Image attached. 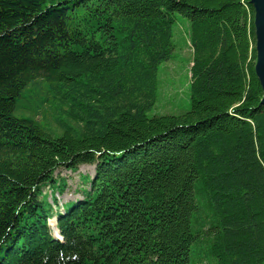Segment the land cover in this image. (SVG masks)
<instances>
[{
	"label": "trees",
	"instance_id": "trees-1",
	"mask_svg": "<svg viewBox=\"0 0 264 264\" xmlns=\"http://www.w3.org/2000/svg\"><path fill=\"white\" fill-rule=\"evenodd\" d=\"M177 15L191 109L150 117ZM253 22L250 0H0V264H264ZM82 166L57 212L44 189Z\"/></svg>",
	"mask_w": 264,
	"mask_h": 264
},
{
	"label": "rangeland",
	"instance_id": "rangeland-1",
	"mask_svg": "<svg viewBox=\"0 0 264 264\" xmlns=\"http://www.w3.org/2000/svg\"><path fill=\"white\" fill-rule=\"evenodd\" d=\"M190 22L177 15L174 28L175 52L171 60L162 64L159 72V99L156 107L150 112V117L161 115L179 116L191 109L190 99V68L192 64V48L189 42ZM25 97L29 94L25 92ZM31 101V100H30ZM43 120L42 115L36 116ZM95 166H82L77 172L60 170L56 178L65 180V189L53 191L46 187L44 195L48 202L54 205L57 212L63 213L64 206L70 202H78L84 198V190L90 189V183L84 177L93 178ZM57 199V204L53 203ZM53 224V220L50 222ZM204 262L203 264H206Z\"/></svg>",
	"mask_w": 264,
	"mask_h": 264
},
{
	"label": "water",
	"instance_id": "water-1",
	"mask_svg": "<svg viewBox=\"0 0 264 264\" xmlns=\"http://www.w3.org/2000/svg\"><path fill=\"white\" fill-rule=\"evenodd\" d=\"M254 11V34L256 62L255 75L261 85L263 97L261 104L264 105V0H250Z\"/></svg>",
	"mask_w": 264,
	"mask_h": 264
},
{
	"label": "bare ground",
	"instance_id": "bare-ground-1",
	"mask_svg": "<svg viewBox=\"0 0 264 264\" xmlns=\"http://www.w3.org/2000/svg\"><path fill=\"white\" fill-rule=\"evenodd\" d=\"M53 218H55V217H52L51 219H53ZM51 226L53 227V229L55 230V221L53 220V224H51ZM57 238H59L58 236H57Z\"/></svg>",
	"mask_w": 264,
	"mask_h": 264
}]
</instances>
